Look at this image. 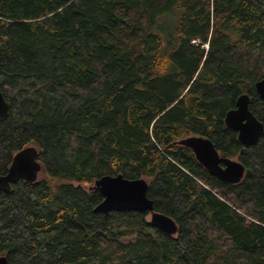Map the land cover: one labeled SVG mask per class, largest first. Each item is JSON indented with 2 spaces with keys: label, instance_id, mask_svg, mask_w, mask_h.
I'll return each instance as SVG.
<instances>
[{
  "label": "trees",
  "instance_id": "trees-1",
  "mask_svg": "<svg viewBox=\"0 0 264 264\" xmlns=\"http://www.w3.org/2000/svg\"><path fill=\"white\" fill-rule=\"evenodd\" d=\"M264 0H0V174L34 144V181L0 191L6 264H264V132L223 120L240 93L264 125ZM207 136L230 183L177 142ZM143 177L153 208L94 211V179ZM39 174V175H38Z\"/></svg>",
  "mask_w": 264,
  "mask_h": 264
},
{
  "label": "water",
  "instance_id": "water-1",
  "mask_svg": "<svg viewBox=\"0 0 264 264\" xmlns=\"http://www.w3.org/2000/svg\"><path fill=\"white\" fill-rule=\"evenodd\" d=\"M258 96L264 99V77L254 82ZM249 95L240 93L235 105L226 110L223 120L226 126L235 130L237 139L245 146L254 144L264 132L263 123L248 107ZM8 102L0 90V117L7 114ZM178 143L189 147L202 166L217 178L234 183L244 172L241 161L221 155L212 141L201 134H190L179 138ZM41 164L34 144L25 145L16 150L4 173L0 174V191H9L11 183L18 179L34 181ZM102 194L93 210L107 213L112 210L148 211L149 222L161 230L173 234L177 230L175 220L153 208L152 199L146 195L147 181L143 177H126L121 173L102 174L95 178L90 186ZM0 264H6L5 256L0 255Z\"/></svg>",
  "mask_w": 264,
  "mask_h": 264
},
{
  "label": "rangeland",
  "instance_id": "rangeland-1",
  "mask_svg": "<svg viewBox=\"0 0 264 264\" xmlns=\"http://www.w3.org/2000/svg\"><path fill=\"white\" fill-rule=\"evenodd\" d=\"M39 175V174H38ZM148 217H149V215H148Z\"/></svg>",
  "mask_w": 264,
  "mask_h": 264
}]
</instances>
